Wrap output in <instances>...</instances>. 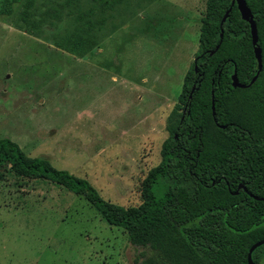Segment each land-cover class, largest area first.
<instances>
[{
    "label": "rangeland",
    "instance_id": "obj_1",
    "mask_svg": "<svg viewBox=\"0 0 264 264\" xmlns=\"http://www.w3.org/2000/svg\"><path fill=\"white\" fill-rule=\"evenodd\" d=\"M205 0H0V138L138 206ZM179 111H181L179 109ZM82 195L0 165V264H136Z\"/></svg>",
    "mask_w": 264,
    "mask_h": 264
},
{
    "label": "trees",
    "instance_id": "obj_2",
    "mask_svg": "<svg viewBox=\"0 0 264 264\" xmlns=\"http://www.w3.org/2000/svg\"><path fill=\"white\" fill-rule=\"evenodd\" d=\"M245 1L261 49L257 77L248 84L257 62L249 24L236 3L205 0L195 60L167 116L160 160L141 182L138 206L105 200L87 179L26 155L9 138H0V165L82 195L141 248L136 264H248L249 247L264 238V200L249 195L264 196V0ZM234 70L246 87L231 85ZM251 258L264 264V244Z\"/></svg>",
    "mask_w": 264,
    "mask_h": 264
},
{
    "label": "water",
    "instance_id": "obj_3",
    "mask_svg": "<svg viewBox=\"0 0 264 264\" xmlns=\"http://www.w3.org/2000/svg\"><path fill=\"white\" fill-rule=\"evenodd\" d=\"M236 3L237 9L240 13V16L243 20L247 21L249 24V28H250V35H251V43L253 46V52H254V56L257 62V71L255 73V75L252 76V78L250 79L249 83H252L255 78L257 77L258 72L260 71L261 67H262V61H261V49L260 47L257 45V28H256V24H255V20L253 19V15L246 3L245 0H231V5ZM231 7H228L222 17V20L220 21V25H222L223 21L226 20L229 11H230ZM220 37H222V28L220 31ZM218 45L215 46V49H217ZM195 60V59H194ZM195 68V67H194ZM196 70V68H195ZM248 84H244L239 82L237 75H236V71L234 70V72L231 75V85L233 87H240V88H244L246 87ZM194 90V85L191 88L190 92L192 93V91ZM191 93H189V97L191 96ZM211 110H212V115L214 116V102L213 100L211 101ZM219 127L224 128L225 125H219ZM250 196H252L254 199L257 200H264V196H256L253 194H250ZM264 244V238L261 240H258L256 242H254L248 249L247 252V263L248 264H254V262L252 261L251 258V253L254 250V248H256L257 246Z\"/></svg>",
    "mask_w": 264,
    "mask_h": 264
},
{
    "label": "flooded vegetation",
    "instance_id": "obj_4",
    "mask_svg": "<svg viewBox=\"0 0 264 264\" xmlns=\"http://www.w3.org/2000/svg\"><path fill=\"white\" fill-rule=\"evenodd\" d=\"M194 59H195V57H194ZM181 112H183V110H181ZM251 193H249V195H250ZM252 197V196H251Z\"/></svg>",
    "mask_w": 264,
    "mask_h": 264
}]
</instances>
